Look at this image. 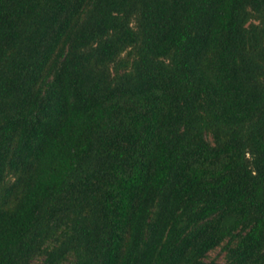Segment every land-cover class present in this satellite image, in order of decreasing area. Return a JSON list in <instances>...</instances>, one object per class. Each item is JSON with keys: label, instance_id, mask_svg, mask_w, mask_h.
<instances>
[{"label": "trees", "instance_id": "trees-1", "mask_svg": "<svg viewBox=\"0 0 264 264\" xmlns=\"http://www.w3.org/2000/svg\"><path fill=\"white\" fill-rule=\"evenodd\" d=\"M0 264H264V0H0Z\"/></svg>", "mask_w": 264, "mask_h": 264}, {"label": "rangeland", "instance_id": "rangeland-1", "mask_svg": "<svg viewBox=\"0 0 264 264\" xmlns=\"http://www.w3.org/2000/svg\"><path fill=\"white\" fill-rule=\"evenodd\" d=\"M207 258H218L221 259L222 253L220 252V249L217 247L207 253Z\"/></svg>", "mask_w": 264, "mask_h": 264}]
</instances>
